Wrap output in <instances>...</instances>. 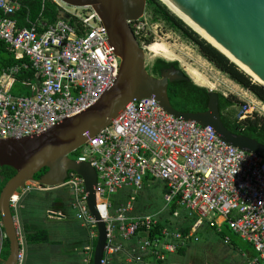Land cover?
I'll return each instance as SVG.
<instances>
[{"label": "built area", "instance_id": "obj_1", "mask_svg": "<svg viewBox=\"0 0 264 264\" xmlns=\"http://www.w3.org/2000/svg\"><path fill=\"white\" fill-rule=\"evenodd\" d=\"M20 8L17 1L0 0V41L16 60H25L0 75V139L40 135L83 112L113 86L121 65L105 26L92 9L86 8L90 11L84 16L72 14L77 19L73 25L62 18L51 25L38 20L20 27ZM141 23L142 19L132 23L140 43L145 28ZM23 70L34 72L33 79L19 82L29 94L14 95ZM245 119V115L240 118ZM80 149L74 160L89 163L97 172V208L107 231L101 264H111L124 251L123 242L136 237L145 255L133 256V262L146 264L144 257L151 256L160 264L168 253L177 251L174 241L184 240L182 233L166 229L159 237L143 236L156 228L159 219L132 215L131 204L114 206L115 195L126 188L142 189L146 179L166 184L165 206L174 204L197 219L194 231L205 221L219 232L227 226L254 248L256 257L250 264H264V160L228 144L211 126L178 119L154 97L145 98L129 103L110 126L88 138ZM70 173L60 188L69 191L71 209L89 228L93 242L98 238L97 221L88 208L85 180ZM17 196L11 205L22 248L17 262L23 264L21 194ZM179 215L175 210L173 216ZM85 250L94 252L95 248L90 243Z\"/></svg>", "mask_w": 264, "mask_h": 264}, {"label": "water", "instance_id": "obj_2", "mask_svg": "<svg viewBox=\"0 0 264 264\" xmlns=\"http://www.w3.org/2000/svg\"><path fill=\"white\" fill-rule=\"evenodd\" d=\"M167 1L264 82V0ZM56 2L75 9L90 8L96 13L121 59L120 70L113 86L83 112L64 119L40 135L0 139V166L16 170L0 192L1 226L4 237L9 242V255L3 264H18L21 250L11 205L14 195L19 190H26L29 183L39 184L48 190L58 189L70 177V172H76L85 180L88 208L97 221L98 229L93 260L94 264H101L107 245V231L97 208V172L89 163H78L70 156L88 138L110 126L126 106L135 100L154 97L168 114L184 121L211 126L228 144L264 160V144L234 133L225 126L219 111L218 92H209L208 109L204 112H180L172 106L168 94L170 83L192 78L181 68L165 70L159 77L152 75L147 69L146 52L133 31L132 23L145 16L148 0ZM167 9L171 12L168 7ZM176 17L188 26L184 20ZM43 169L47 171L36 180L35 175ZM22 234L24 236L23 228Z\"/></svg>", "mask_w": 264, "mask_h": 264}, {"label": "crops", "instance_id": "obj_3", "mask_svg": "<svg viewBox=\"0 0 264 264\" xmlns=\"http://www.w3.org/2000/svg\"><path fill=\"white\" fill-rule=\"evenodd\" d=\"M28 21L29 20H25L27 25H28ZM6 68L3 69L0 68V75L3 73V71ZM31 73L32 75H30L26 79L34 78V72L31 71ZM18 86H19L18 90H23L24 92H26V95L29 94L28 90L23 86H21V84H19ZM154 181L156 180L146 179L142 189L136 190L132 188L135 190L132 192H129V189L126 188L120 191L117 195H115L114 198H112V200L114 206L116 207L121 204H131L133 206L132 215L135 216L154 215L161 222H165L167 220L170 221V225L164 227L163 229L168 230L171 234L174 232L182 233L180 229V225L182 224V222H188V220H191L192 225L190 227L188 236L182 234L184 240L181 239L174 241V243L179 245L177 251L174 253H168L165 257L166 259L163 262H161V264H250L252 259L255 257L254 248L252 247L251 244H248L247 242L239 238L237 235L233 234L227 226H222V231L219 232L216 226H213L210 222L205 221L199 228L196 229V231H194L193 228L195 226L197 219L190 217L188 213L183 209H176L179 210L180 212L179 217L176 218L173 216V214H169L170 209L165 206V203L163 209L157 208L156 211H153L151 214H148L152 208L151 205L153 204L154 206L156 205L154 203L155 199L152 192L153 186L152 184H150L151 182ZM166 188H167L166 184H164L162 188L163 195L164 192L166 191ZM145 189H147L146 193L144 194L145 196H142L143 195L142 190ZM52 190H54L55 192L57 191L60 196L57 198L49 197L50 199L47 201V197H45L46 195L43 194L46 192H43L41 190L32 191L31 189L29 191H25V193H22L19 199L18 216H19L20 224L21 225H23L24 223L28 224L31 230L33 231L46 230L48 232L50 239L49 244H41L40 246L39 245L27 246L25 243L26 246L25 260L23 261V264H53L54 261H56L55 263H58L59 259L61 258H64L61 259L62 262L65 259L67 261L68 256L66 253L68 251L72 253H82L80 250L83 248V246H84L83 253L85 255L84 259H87V252L85 250V247L90 243H92V245L94 243L91 241L89 228L83 226L82 221H80L77 218L76 219L80 221L81 225L80 227L74 225V229H76L77 227V229L85 232V236L81 239V242L78 240V236L76 235H74L73 239L71 238L70 241L63 239V237L61 236H53L51 230H49L48 227H46L45 225H39L37 223V220L40 221V219H43L45 222L47 221L48 223H50L51 221L64 222L67 221L69 217H72L70 193L60 188L52 189ZM60 190L65 191L66 194ZM148 200L152 201L150 205L147 202ZM164 209H166V215L162 213ZM31 210L34 211L36 214L35 215L32 214ZM26 211H30L31 213L29 212L26 213ZM54 213H62L63 216L58 217L53 215ZM182 213H184L183 218H182ZM205 226H207L206 230L203 231L202 229ZM209 230L211 231V233L216 234L217 237L216 239L211 236V233L207 232ZM161 231L160 234L157 235L158 237L161 235ZM202 232H204L207 235L208 239L206 240H209L208 242L205 243L204 257L203 254L198 253L199 248H201V243L203 241L201 235ZM223 232H227V235L224 237L221 235L223 234ZM231 236L238 238L242 243H245L248 246L240 247L237 245H233L230 240ZM4 239L5 237L0 219V255L3 247ZM117 240L119 242H123L120 239ZM169 240H173L171 236ZM73 241H78V242L74 243ZM68 242H70L69 245ZM140 246H141V239H139L138 237L133 238L128 242L127 241L123 242L124 251L116 254L114 258H112L113 260L111 264H135L133 262V259H131L133 256L145 255L141 251ZM182 249H184V252H180V250ZM192 251H194L193 252L194 254H192ZM33 257H35V260H32ZM151 258H149V256L144 257L146 264H156L154 260H151ZM181 258L185 259V261L182 263H180ZM84 259H83L84 263L87 264ZM227 259L228 262L224 263ZM67 263L69 264L70 261H67Z\"/></svg>", "mask_w": 264, "mask_h": 264}, {"label": "trees", "instance_id": "obj_4", "mask_svg": "<svg viewBox=\"0 0 264 264\" xmlns=\"http://www.w3.org/2000/svg\"><path fill=\"white\" fill-rule=\"evenodd\" d=\"M21 4V8L18 12L19 17V26L24 27L28 26L25 20L29 22H35L41 20L49 25L56 23L59 19H62V14H64L63 7H61L54 0H14ZM147 11L151 12L153 15V20H164L176 31L181 32L185 37L189 38L193 43L199 47L200 54L206 58L211 64H214L216 68L226 73L231 80H234L242 87L251 91L261 102L264 103V88L259 84L253 83L248 75L242 72L236 65L230 62L224 55L218 52L205 40L200 39V37L192 31L188 26H186L180 19H178L174 14H172L165 5H163L159 0H148ZM66 17L63 19H69L70 23L73 25L77 21L75 17L71 14L66 13ZM151 39L147 40V43H151ZM25 60L17 61L14 56L8 52L4 42L0 41V68H6L12 65H15L19 62H24ZM171 64H175L177 68H180L177 62H166L162 59H157L152 73L157 76L160 74L163 68L168 67ZM32 70H23L18 75V81L26 79L30 75ZM19 83L15 85L13 90L14 95L23 96L26 95V92L23 90H18ZM209 90L205 87L198 86L193 81H178L170 83L168 94L171 100L172 106L180 111L187 113H197L204 112L208 109L209 104ZM236 103L232 97L228 98L219 95V111L221 113L222 121L225 126L234 133L243 134L247 137L253 138L260 143L264 144V120L262 118H257L255 120H250L247 118L245 120H240V115L233 116L232 113L226 112ZM74 155V154H72ZM47 171L43 169L37 175L35 179L38 180L40 177ZM16 170L9 166H0V192L5 186V184L15 175ZM65 190V189H64ZM66 194L67 190L63 191ZM69 192V191H68ZM71 200V196H70ZM169 214H173L176 210V206L172 204L170 207ZM184 213H182V218ZM170 225V221L161 222L159 221L158 225L153 231L149 233H143V236L148 235L150 238H154L160 234V231ZM192 225L191 220L188 222H182L180 229L183 235L189 234L190 227ZM23 230L25 235V241L27 246H35L41 244H49L50 239L48 232L46 230H37L33 231L28 224H23ZM223 237L227 235V232L221 234ZM230 240L233 245L240 247L248 246L245 243H242L238 238L233 236L230 237ZM94 248L96 247V240L93 241ZM33 251V250H31ZM95 252V250H94ZM94 252H87V259L89 264H94ZM184 252V249L180 250ZM9 254V242L5 238L3 241V247L0 255V264H3ZM256 257V252H255ZM254 257V258H255ZM149 258H151L149 256ZM151 260H154L151 258ZM155 261V260H154ZM153 263V262H152ZM156 263V262H155ZM161 264V262H160Z\"/></svg>", "mask_w": 264, "mask_h": 264}, {"label": "rangeland", "instance_id": "obj_5", "mask_svg": "<svg viewBox=\"0 0 264 264\" xmlns=\"http://www.w3.org/2000/svg\"><path fill=\"white\" fill-rule=\"evenodd\" d=\"M64 14H62V17L65 18L66 13L68 14H77V15H86L90 9H74L70 7H64ZM173 14V13H172ZM142 26H145V28L141 32V46L145 49L146 52V65L147 69L150 73H152L153 69V63L157 59H162L166 62H177L182 70H186L189 75L191 76L192 80L195 84L201 87L207 88L209 91H216L220 94H222L225 97L233 98L236 100V103L228 109L227 112L232 113L233 116L245 115L247 118H250V120H255L257 118H262L264 120V103L261 102L251 91L248 89L242 87L234 80H231V78L221 70L215 67L214 64H211L206 58H204L200 52L199 47L193 43L189 38L185 37L181 32L176 31L173 29L169 24H167L164 20H153V15L151 12L146 11L145 16L142 18ZM151 39V43H147V40ZM201 39V38H200ZM157 43L163 48H160L157 51H152L150 49L151 45ZM253 81V80H252ZM253 83H256L253 81ZM257 84V83H256ZM82 152V149L74 152V159L80 155ZM152 184V192L154 196V203L156 204L152 206L150 212L148 214H151L153 211H156L157 208H164V202H163V192L162 188L165 184L162 180L157 179L154 182H151ZM32 191L34 190H45V187H42L40 185H37L35 183H29L28 184ZM38 188V189H37ZM63 189V188H60ZM135 189V188H134ZM134 189H129V192L135 191ZM66 190V189H65ZM146 190H142L143 195L146 193ZM47 197V201L52 198L59 197V193L54 190L49 191H43ZM19 193H23V191H19ZM15 200H18V196L16 195L14 197ZM148 204H151V200L147 201ZM36 214L34 211H26V213ZM164 215H166V209L162 211ZM23 214V212H22ZM154 214V213H153ZM76 217H75V216ZM40 216V215H39ZM76 215V212L72 210V217H69L67 221L64 222H56L51 221L48 223L45 222L43 219L37 220V223L39 225H45L48 227L49 230H51V233L53 236H61L63 239L70 241V239L74 237V235L78 236V240L81 242V239L85 236V232L82 230L77 229V227H80V221ZM74 225L77 226L76 229H74ZM206 227H203V231L206 230ZM208 233H211V231H207ZM202 243L201 248H199L198 253L203 254V257L205 255V243L208 242L207 235L202 232ZM211 236L215 239L216 234L211 233ZM74 243H77L78 241H73ZM70 242H68V245ZM82 253H72L67 252L68 259L67 261H70L69 264H85L83 259L85 257L84 255V246L80 250ZM194 251H192V254ZM64 259V258H61ZM59 259L58 263L53 264H68L66 259L62 262V260ZM32 260H35V257H33ZM66 261V262H65ZM185 259L181 258L180 263L184 262ZM228 259L224 262L227 263Z\"/></svg>", "mask_w": 264, "mask_h": 264}, {"label": "bare ground", "instance_id": "obj_6", "mask_svg": "<svg viewBox=\"0 0 264 264\" xmlns=\"http://www.w3.org/2000/svg\"><path fill=\"white\" fill-rule=\"evenodd\" d=\"M57 1V0H56ZM161 2H163L170 10L171 12L178 16L179 18H181L182 20H184V22L192 29L194 30V32H196V34H198V36L205 40L206 42H208V44L212 45L214 48H216V50H218L219 52H221L222 54H224L227 58H229V60L231 62H233L234 64H236V66H238V68L244 72L246 75H248L250 78H252L251 80H253L254 82H256L257 84H259L261 87L264 88V82H262L261 80L258 79V77L253 74V72H251L248 68H246L243 64H241L238 60H236L235 58H233V56H231L227 51H225L219 44H217L213 39H211L206 33H204L201 29H199L195 24H193L190 20H188L185 16H183L173 5H171L167 0H161ZM62 7H66L64 4H62ZM75 8H72V10H74ZM75 11V10H74ZM160 48H163L162 46H160L157 43H154L151 45L150 49L152 51H157ZM16 195H14L15 197Z\"/></svg>", "mask_w": 264, "mask_h": 264}, {"label": "flooded vegetation", "instance_id": "obj_7", "mask_svg": "<svg viewBox=\"0 0 264 264\" xmlns=\"http://www.w3.org/2000/svg\"><path fill=\"white\" fill-rule=\"evenodd\" d=\"M155 62H156V60H155ZM155 62L153 63V66H154ZM172 68H177V67H176L175 64H171V65H169L168 67L163 68V69L161 70V72H163V71H165V70H168V69H172ZM177 69H180V68H177ZM161 72H160V74H161ZM160 74L157 75V77H159ZM152 75H153V74H152ZM219 95H220V93H219ZM227 111H228V110H227ZM227 111H226V112H227ZM70 157H71L72 159H74V155H71Z\"/></svg>", "mask_w": 264, "mask_h": 264}, {"label": "clouds", "instance_id": "obj_8", "mask_svg": "<svg viewBox=\"0 0 264 264\" xmlns=\"http://www.w3.org/2000/svg\"><path fill=\"white\" fill-rule=\"evenodd\" d=\"M38 185H39V184H38ZM28 188H30L29 185L27 186V189H28ZM27 189H26V190H19V191H29V190H27ZM30 190H31V188H30ZM40 190H41V191H49L47 188H46L45 190H43V189H40ZM19 191H18L17 194H21V193H19ZM17 194H16V195H17ZM13 214H14V213H13ZM21 228H23L22 225H21ZM23 231H24V230H23ZM24 240H25V235H24ZM25 243H26V241H25ZM25 247H26V246H25ZM20 249H22V248H21V245H20ZM20 251H21V250H20Z\"/></svg>", "mask_w": 264, "mask_h": 264}]
</instances>
